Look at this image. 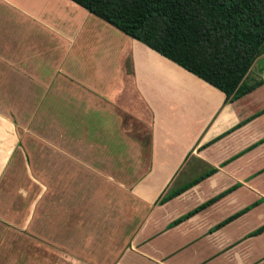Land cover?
<instances>
[{
    "label": "rangeland",
    "instance_id": "374dc122",
    "mask_svg": "<svg viewBox=\"0 0 264 264\" xmlns=\"http://www.w3.org/2000/svg\"><path fill=\"white\" fill-rule=\"evenodd\" d=\"M0 22L9 46L16 43L18 55L31 56L34 63L24 65L27 73L22 76L16 67L0 69V121L7 122L6 140L13 136L20 145L1 178L0 264H15L14 250L21 255L16 264H116L142 221L152 220V209L209 167L190 164L187 177L163 188L158 186L161 181L142 185L137 193L134 187L154 164L124 160L128 152H136L125 147L118 128L122 116L115 107L121 108L120 103L111 108L106 100L120 75L113 73L116 54L125 59L127 44L135 41L69 0H0ZM86 43L95 48L87 49ZM97 61L102 68L94 78ZM258 65L246 84L264 74L263 63ZM28 71L40 82H28L33 77ZM181 72L193 80L188 85L198 89L199 82L209 91L207 83ZM81 82H95L106 99L93 103L78 98ZM181 119L190 121L187 116ZM112 153L117 162L110 160ZM183 206L168 204L164 217L176 218L179 208L188 214ZM155 218L162 217L156 213ZM148 245L162 246L161 241ZM192 261L186 256L182 262Z\"/></svg>",
    "mask_w": 264,
    "mask_h": 264
},
{
    "label": "crops",
    "instance_id": "0c3cea01",
    "mask_svg": "<svg viewBox=\"0 0 264 264\" xmlns=\"http://www.w3.org/2000/svg\"><path fill=\"white\" fill-rule=\"evenodd\" d=\"M8 43L0 29V69L16 67L22 76L27 73L24 65L34 63H30L31 56L18 55L16 43ZM84 47L95 48L88 43ZM125 51V59L121 52L116 54L113 73L120 75L109 99L99 94L95 82H81L77 89L78 98L93 103L106 99L111 108L112 103H120L121 108L115 107L122 116L118 128L123 132L125 147L136 152L128 149L131 152L124 160L154 164L153 170L141 176L134 187L136 192L142 185L160 181L159 188L168 187L186 176L192 169L190 164H206L209 170L193 178H203L198 183L152 209V220L142 221L129 241V249L116 257V264H264V230L257 233L264 226V83L234 102H225V95L210 85L209 91L199 82L198 89L188 85L193 80L181 72L182 68L180 71L174 63L158 59L145 45L128 43ZM260 61L264 66V55L252 68ZM101 68L97 61L94 78L100 77L96 74ZM28 73L33 75L28 82H40L31 71ZM260 78L264 81V74ZM186 116L190 121H182ZM6 123L0 121V181L18 145L13 136L11 140L8 135L6 140ZM189 123L193 125L191 130ZM107 142L114 146L111 138ZM183 142L186 148H180ZM115 154L109 158L117 162ZM188 159H193L192 163L185 165ZM211 200V205L175 226L172 223L185 215L180 208L174 219L163 215L174 201L184 203L189 213ZM156 213L162 218L154 219ZM146 228L156 232L148 233ZM159 241L160 247L148 245ZM134 243L138 245L135 248ZM19 252H13L15 264L21 258ZM186 256L195 261L182 262Z\"/></svg>",
    "mask_w": 264,
    "mask_h": 264
},
{
    "label": "trees",
    "instance_id": "16d2710c",
    "mask_svg": "<svg viewBox=\"0 0 264 264\" xmlns=\"http://www.w3.org/2000/svg\"><path fill=\"white\" fill-rule=\"evenodd\" d=\"M69 1L217 89L225 95V102H234L264 83H245L254 62L264 55V0ZM17 147L20 148L19 143ZM200 180L175 190L160 204ZM263 230L264 226L257 233Z\"/></svg>",
    "mask_w": 264,
    "mask_h": 264
}]
</instances>
